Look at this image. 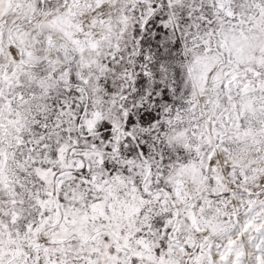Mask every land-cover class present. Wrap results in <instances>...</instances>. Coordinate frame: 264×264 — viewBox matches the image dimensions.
I'll return each mask as SVG.
<instances>
[{"label": "snow or ice", "instance_id": "6c2138e0", "mask_svg": "<svg viewBox=\"0 0 264 264\" xmlns=\"http://www.w3.org/2000/svg\"><path fill=\"white\" fill-rule=\"evenodd\" d=\"M0 264H264V0H0Z\"/></svg>", "mask_w": 264, "mask_h": 264}]
</instances>
